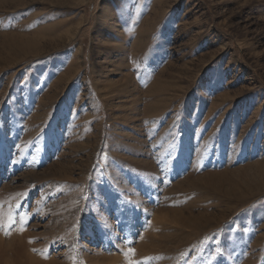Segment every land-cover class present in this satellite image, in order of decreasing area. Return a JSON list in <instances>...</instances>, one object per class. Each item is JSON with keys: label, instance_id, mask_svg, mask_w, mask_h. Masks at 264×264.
<instances>
[{"label": "rangeland", "instance_id": "obj_1", "mask_svg": "<svg viewBox=\"0 0 264 264\" xmlns=\"http://www.w3.org/2000/svg\"><path fill=\"white\" fill-rule=\"evenodd\" d=\"M129 261L264 264V0H0V264Z\"/></svg>", "mask_w": 264, "mask_h": 264}, {"label": "snow or ice", "instance_id": "obj_2", "mask_svg": "<svg viewBox=\"0 0 264 264\" xmlns=\"http://www.w3.org/2000/svg\"><path fill=\"white\" fill-rule=\"evenodd\" d=\"M25 218L24 217H21V230H23V224L25 223ZM15 223V220L13 217L9 216L8 217V222L6 225H3L4 227L6 228H11L12 225ZM125 257L127 258L129 255H134V252H125L124 253ZM129 264H132L131 261H129Z\"/></svg>", "mask_w": 264, "mask_h": 264}]
</instances>
